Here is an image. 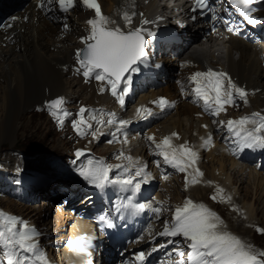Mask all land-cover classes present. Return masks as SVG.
Returning a JSON list of instances; mask_svg holds the SVG:
<instances>
[{
    "label": "snow or ice",
    "instance_id": "1",
    "mask_svg": "<svg viewBox=\"0 0 264 264\" xmlns=\"http://www.w3.org/2000/svg\"><path fill=\"white\" fill-rule=\"evenodd\" d=\"M75 0H38L39 7L44 8L45 4H57L59 10L68 12L74 6ZM83 5L94 10L95 18L87 21L90 25L89 35L82 37L84 48L78 49L76 57L80 67L83 69L85 78L95 79L101 82L100 92L110 91L116 98L121 107L125 104V97L129 94L132 87V74L140 71V65L144 63L147 56L148 37H154L155 33L147 30L143 25L150 23L147 19L142 20L141 25L133 27V17L136 13L124 11L122 19L124 25L121 26L102 13L98 0H82ZM193 12L197 9H207L208 0H193ZM255 0H231V4L238 10L240 15L249 25L264 23V19L254 15L253 7ZM213 14L214 9H209ZM203 14V13H202ZM142 15V14H141ZM193 19L196 17L193 16ZM214 20L219 18L213 15ZM225 25L229 21H223ZM65 27H67L65 25ZM218 30L213 27V32ZM229 33L233 32L232 27H227ZM159 67V65H157ZM191 85V93L196 102H202L204 111L213 117H219L222 113L226 114L228 107L237 106V99L244 104L248 103L249 92L238 86L231 76L222 70H214L209 67L206 71L194 72L188 78ZM105 85L107 87H105ZM183 90V86H182ZM153 103L161 108L166 106L174 107L170 102L161 97ZM64 98L60 97L48 103L47 107L50 114L63 125V118L69 113L63 108ZM85 108L79 112L80 119L73 123V127L78 135L86 136L89 133L96 137L100 128L107 125H118L119 132L128 120H117L115 113H108L109 119L104 120L103 114L99 117L92 115L91 120L96 121L98 125L96 130L92 123L85 119ZM152 114L150 108L141 106L137 109L136 115L142 119H147ZM222 127L235 137V148L231 149L234 155L243 152L245 149L264 150V114L259 112L252 113L250 116H242L239 119H229L219 121ZM251 125V127H249ZM204 127H207L205 125ZM115 136V133H113ZM179 138L178 133H172L171 136L164 137L160 142L156 141L155 136H148L157 149L156 155L163 158V163L177 169L179 172L188 173L190 178H186L185 187L195 185L201 182L203 172L196 167L199 159L198 153L188 144L176 146L172 143V138ZM110 143L112 141H109ZM116 142L127 143V137L123 141L118 138ZM211 139L205 141L204 147H208ZM84 155L83 150H78L76 156ZM117 159L129 161L128 166L108 165L103 160L89 159L87 164L80 168L79 175L83 179L98 188H104L106 185L118 186L121 191H131L133 197L139 193L141 186L147 184L152 179L151 173L146 171L145 166L137 167L138 162L133 161L132 157L125 156L121 152ZM157 161V166H159ZM113 168L122 169V176L110 179L109 173ZM133 168L135 171L133 172ZM192 169V172H189ZM139 178V179H137ZM168 177L165 176L164 179ZM211 184V181L207 182ZM224 190L221 188L211 199L216 201L218 196L221 201L230 202L231 197H224ZM159 203V202H158ZM120 207L131 209L133 214L143 212L145 209L159 217L161 207H152L144 203H134L133 198L129 197L126 204ZM239 211V209H234ZM105 219V217H101ZM22 224V230H17V225ZM108 227H111L109 222ZM227 225L224 220L214 211L209 209L203 203H195L191 198L184 201L182 206H177L173 213L172 220L163 222V230L158 233L160 237L182 238L184 244L190 249L185 261V253L179 248L176 254L181 257L176 264H264V250H256L251 244L246 243L237 235L225 230ZM257 232L264 234V228H257ZM151 236L152 229L148 230ZM39 235L29 228L26 222L19 221L18 218L0 211V244L4 246V259L0 264H50L46 254L39 251L38 245L33 242ZM144 239L143 236L140 237ZM92 238L83 236L77 240L68 241V247L77 254L87 257L86 264H92L91 247ZM169 243H179L169 239ZM161 245L160 247H164ZM152 251H157L153 247ZM31 254V255H29ZM146 254L140 252L135 260L139 264H144Z\"/></svg>",
    "mask_w": 264,
    "mask_h": 264
},
{
    "label": "bare ground",
    "instance_id": "2",
    "mask_svg": "<svg viewBox=\"0 0 264 264\" xmlns=\"http://www.w3.org/2000/svg\"><path fill=\"white\" fill-rule=\"evenodd\" d=\"M143 1L141 0V3ZM162 1L149 0L148 3L142 6V9L145 13L164 11L167 9V3L165 1L162 3ZM98 2L101 10L106 12L120 5L122 0H98ZM23 14L27 16L25 21H16L6 34H0V147L3 141H10L13 144L16 140L15 135L20 130V120L25 115V112L30 111V108L34 109L35 106L40 105L45 99L50 100L57 95L65 94L69 101H72L73 97L78 99V96H81L80 98H83V100L92 103L94 98H106V96H97L91 83L82 82L80 77L75 74L73 52L78 46H82L78 41V37L85 34L86 26L84 20L89 13L76 9L72 14L63 11L46 12L44 17L39 12L26 7ZM219 43H222L224 48L213 46L214 51L220 49L218 57L222 58L223 63H219L237 78L238 83H244L248 88L260 89V94H263L264 97L263 59L255 44H251L237 36H230L226 42ZM214 51L208 55L207 52L209 50L207 51L203 48L195 54V58L206 63H213L212 59L217 57L213 55ZM237 53L239 54L238 57ZM70 75L74 76L71 77ZM167 91L173 92V97H178L172 86L166 87L164 92ZM260 94L257 93L251 100V109L264 107V98ZM177 100L179 99L177 98ZM71 101L70 103H72ZM194 109L191 104L181 101L177 110L161 121L158 126L159 129L162 132H169L176 128L182 134V140L187 137L190 138L192 131H202L200 123L203 120L194 117ZM126 130L127 128L121 131L125 132ZM67 133L68 131L64 135ZM100 136L102 135L98 134L96 138H89L87 142L91 147H94L93 145L99 141ZM124 136H122V140H124ZM65 143H69L67 139ZM94 148L98 147L95 145ZM213 151L208 154V157L211 158L210 162H212V169L209 171L210 174L208 176L219 179L226 185L233 184L235 193L239 196V192L243 190L241 186H243L244 177L241 175L244 173V168H236V164L232 161L230 162L229 158L223 155L212 156ZM95 152L99 153L100 151L95 150ZM107 156L109 155L107 154ZM10 160L12 161L11 154ZM55 160L60 161L59 158H56L52 162L38 166L35 171H42L47 164L57 163ZM3 162L5 163V161ZM216 171L218 174H215ZM43 172L47 176L54 175L46 170ZM260 180L262 182L258 183V190L264 187V175L261 176ZM95 187L93 185V188ZM204 192L205 190L201 187H195L190 191V194L193 197H202ZM95 193L97 195V192ZM247 195L248 190L244 196ZM42 196L46 195L43 194ZM48 197L54 198L53 195ZM60 198L56 197L55 202L60 200ZM239 201L241 202L240 196ZM18 205H20L18 206L19 210L21 207H29L27 214L31 213L32 216L35 212L40 213L42 211V206ZM246 213L248 218L251 219V213ZM53 220H57L53 225L55 231H62L63 229L60 226L63 221L60 218ZM45 224L47 225L46 222ZM228 228L230 227L228 226ZM85 230L87 229L85 228ZM231 232L242 239V234L240 235L236 231ZM55 236H58V234ZM77 239L78 237L73 236L69 241ZM242 240L248 243L244 237ZM49 250L55 260L60 261L66 255L64 254V249H60L56 253L57 249L51 246ZM69 256L74 261L77 258V253L71 250ZM63 259L68 262V258ZM80 264H86V262Z\"/></svg>",
    "mask_w": 264,
    "mask_h": 264
},
{
    "label": "rangeland",
    "instance_id": "3",
    "mask_svg": "<svg viewBox=\"0 0 264 264\" xmlns=\"http://www.w3.org/2000/svg\"><path fill=\"white\" fill-rule=\"evenodd\" d=\"M213 46H221L222 48H224V45L220 44L219 42H211L206 46L210 54L213 51ZM165 89L166 87H164L161 92H164ZM80 97L81 96H78V99ZM29 110L30 111L25 112V115L20 120V130L16 133V140L13 142V144L10 141H3L1 143L0 185H2V179L7 177L9 173L11 174L12 172H14L16 168H27L35 170L38 166L52 162L55 158H59L67 162L66 154L69 155V153L67 152L69 143H65L66 139L61 138L58 132L55 131L53 124L50 122L44 112L37 111L35 108H30ZM101 137L102 136H100V138ZM95 145L98 148H94ZM95 145H93L94 147L92 148L96 151L99 150V153L105 151L104 149H100L98 142ZM10 154L12 156V161L10 160ZM70 154H72L71 151ZM3 161H5V163ZM59 163L62 164V162ZM205 168L207 170L206 175H209V171L212 169V162H210V160L209 163L205 165ZM45 170L50 172L51 174H54L53 178L64 176L66 173H70L72 171L70 167H64V165H62V167H59L56 162L45 165L42 171ZM33 172L35 173L36 171ZM246 178H248L247 181H245L244 179L243 186H241L243 187V190L239 192L242 207L246 210V212L251 213L250 217L251 219H255L253 220L254 223L258 222L257 224L264 228V187L259 190L257 189L258 183L262 182L260 180L261 176H255L254 173L249 172ZM247 190L248 195L244 196ZM18 204L22 203H20L19 201H14L12 199H7L6 197H0V207L9 208L13 211L16 210L23 214H27L29 212V207H21L19 210L18 206L20 205ZM231 217L233 216L231 215ZM45 222L47 223V225L49 224L48 226L50 228H53V225L55 222H57V220H48ZM247 222L248 220L244 221L239 217H234V219H229L228 226L231 228L232 231H236V233H240V235L242 234V239L244 237L248 244L252 243L253 245L257 246V248L255 247L256 249L264 250V234H258L256 230L254 232L250 228L252 226L249 225L248 227L246 225Z\"/></svg>",
    "mask_w": 264,
    "mask_h": 264
},
{
    "label": "clouds",
    "instance_id": "4",
    "mask_svg": "<svg viewBox=\"0 0 264 264\" xmlns=\"http://www.w3.org/2000/svg\"><path fill=\"white\" fill-rule=\"evenodd\" d=\"M236 55H237V57H238L239 54L237 53Z\"/></svg>",
    "mask_w": 264,
    "mask_h": 264
}]
</instances>
